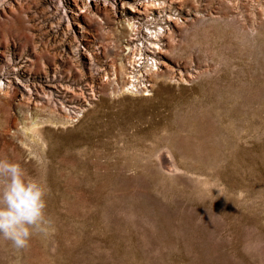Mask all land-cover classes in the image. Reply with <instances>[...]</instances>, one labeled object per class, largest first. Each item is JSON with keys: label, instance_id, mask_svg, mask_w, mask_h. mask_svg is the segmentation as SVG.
<instances>
[{"label": "rangeland", "instance_id": "1", "mask_svg": "<svg viewBox=\"0 0 264 264\" xmlns=\"http://www.w3.org/2000/svg\"><path fill=\"white\" fill-rule=\"evenodd\" d=\"M0 264H264V0H0Z\"/></svg>", "mask_w": 264, "mask_h": 264}, {"label": "bare ground", "instance_id": "2", "mask_svg": "<svg viewBox=\"0 0 264 264\" xmlns=\"http://www.w3.org/2000/svg\"><path fill=\"white\" fill-rule=\"evenodd\" d=\"M150 4V3H149ZM132 27V26H131ZM134 27V26H133ZM241 57V56H240ZM132 60V59H131ZM130 60V61H131ZM134 61H136V60H134ZM136 63V62H135ZM137 74V73H136ZM140 76H143V75H140ZM139 77V76H138ZM137 79V78H136ZM139 79V78H138ZM132 81V80H131ZM142 82V81H141ZM154 84H152V83H149L148 85H146V86H143V84H142V87H146V89H147V91L149 90L148 88H147V86L148 87H151V86H153ZM135 86H138L137 84L135 85ZM141 86V85H140ZM82 93V92H81ZM83 94V93H82ZM147 94H151V93H147ZM146 94V95H147ZM79 96V95H78ZM72 100H74V98H73V96H72V98H71ZM73 107H74V105H73ZM75 107L76 108H79L77 105H75ZM67 109V108H66ZM73 109V108H72ZM69 114V113H68ZM39 118V117H38Z\"/></svg>", "mask_w": 264, "mask_h": 264}]
</instances>
